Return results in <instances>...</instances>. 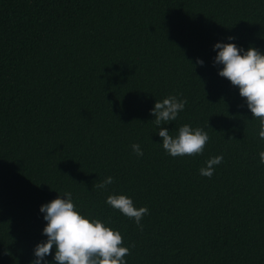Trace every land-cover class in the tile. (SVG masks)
Wrapping results in <instances>:
<instances>
[{
    "label": "trees",
    "instance_id": "16d2710c",
    "mask_svg": "<svg viewBox=\"0 0 264 264\" xmlns=\"http://www.w3.org/2000/svg\"><path fill=\"white\" fill-rule=\"evenodd\" d=\"M217 42L264 53V0H0V264L36 259L40 207L65 192L127 264H264V140ZM169 95L187 104L161 127L203 129L202 154L163 149L151 109ZM112 194L149 209L142 231Z\"/></svg>",
    "mask_w": 264,
    "mask_h": 264
},
{
    "label": "clouds",
    "instance_id": "9594fccd",
    "mask_svg": "<svg viewBox=\"0 0 264 264\" xmlns=\"http://www.w3.org/2000/svg\"><path fill=\"white\" fill-rule=\"evenodd\" d=\"M232 40V37L228 38ZM214 49L218 52L214 64H221V77L227 78L231 84L238 87L239 94L246 100L252 117L259 120V138L264 140V53L254 47L243 51L235 43L217 42ZM197 64L204 61L197 59ZM186 99L169 95L161 101H156L151 109L153 123L159 129L163 149L172 157L196 156L203 153L210 137L201 128H193L189 124L182 125L178 135L173 137L166 125L177 119L184 110ZM132 150L137 156H143V150L138 143L132 144ZM260 163L264 164V151L260 152ZM223 162V156L218 155L206 161V167L200 169V175L211 178L215 167ZM114 183V178L106 177L94 185L98 190H107ZM106 203L119 210L126 217L133 219L139 229L143 217L149 214L146 206L137 208L133 200L124 194H112ZM47 221L43 234L47 240L38 243L34 248L36 259L31 264H50L45 257L52 254L55 248V264H127L125 257L131 254L130 247L124 246V237L120 231L109 227L99 219H91L82 215L73 202L72 193L65 192L50 202L41 205ZM134 247V245H132Z\"/></svg>",
    "mask_w": 264,
    "mask_h": 264
}]
</instances>
